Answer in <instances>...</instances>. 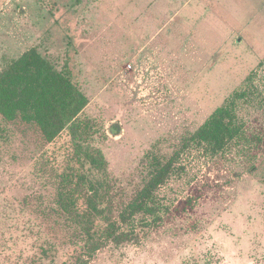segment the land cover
Listing matches in <instances>:
<instances>
[{
	"label": "rangeland",
	"instance_id": "rangeland-1",
	"mask_svg": "<svg viewBox=\"0 0 264 264\" xmlns=\"http://www.w3.org/2000/svg\"><path fill=\"white\" fill-rule=\"evenodd\" d=\"M31 47L87 95L107 214L136 228L89 264H264V154L249 172L236 150L185 144L232 100L264 141V0H0V73ZM70 140L0 116V264L76 263L84 230L57 198L80 165ZM153 156L175 163L154 214H132Z\"/></svg>",
	"mask_w": 264,
	"mask_h": 264
},
{
	"label": "trees",
	"instance_id": "trees-1",
	"mask_svg": "<svg viewBox=\"0 0 264 264\" xmlns=\"http://www.w3.org/2000/svg\"><path fill=\"white\" fill-rule=\"evenodd\" d=\"M88 103L87 95L74 80L36 47L26 50L0 73V116L8 121L21 118L36 123L48 142L66 130L71 136L73 158L80 165L64 175L57 198L58 212L70 214L84 230L85 244L75 264H89L106 241L128 242L136 232V228L122 230L107 214L108 162L101 148L91 142L98 132L95 123L81 116ZM185 144L204 146L212 154L236 150L249 159V172L258 170L264 154L262 137L250 134L245 120L237 116L235 100L217 108L196 132L185 138ZM174 163V156L167 162L159 156L150 158V178L130 204L132 214H154V192L165 182ZM122 217L126 221L128 216L124 212Z\"/></svg>",
	"mask_w": 264,
	"mask_h": 264
}]
</instances>
